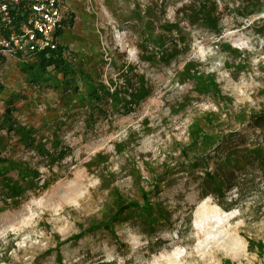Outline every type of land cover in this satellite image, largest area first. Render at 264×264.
<instances>
[{
  "label": "rangeland",
  "instance_id": "rangeland-1",
  "mask_svg": "<svg viewBox=\"0 0 264 264\" xmlns=\"http://www.w3.org/2000/svg\"><path fill=\"white\" fill-rule=\"evenodd\" d=\"M64 2L73 74L0 65V264H264V0Z\"/></svg>",
  "mask_w": 264,
  "mask_h": 264
},
{
  "label": "built area",
  "instance_id": "built-area-1",
  "mask_svg": "<svg viewBox=\"0 0 264 264\" xmlns=\"http://www.w3.org/2000/svg\"><path fill=\"white\" fill-rule=\"evenodd\" d=\"M67 10L64 0H0V60L55 51Z\"/></svg>",
  "mask_w": 264,
  "mask_h": 264
},
{
  "label": "trees",
  "instance_id": "trees-1",
  "mask_svg": "<svg viewBox=\"0 0 264 264\" xmlns=\"http://www.w3.org/2000/svg\"><path fill=\"white\" fill-rule=\"evenodd\" d=\"M63 51H64V48H63V45L61 44V45H59V47L55 51H44L41 53H33V54L26 56L25 58L20 59L19 61H15V62H16V64L23 65V64H28L29 62L32 61V62H35V64L33 66L31 65V69L35 68V70H38V71L43 72V73H47L48 70L51 69V70L55 71L57 76H59L61 73H62V76L69 74V73L73 74V72H71L72 69H71L70 64L66 62L67 60H66V57L64 56ZM6 63H8L6 60H4V59L0 60V65L6 64ZM187 66H185V68ZM197 77H198V79L203 78L198 73H197ZM208 89H210V88H208ZM10 114H11V110L5 108L4 116L7 117V116H10ZM261 118H262L261 115H259L257 117V119L259 121H261ZM255 123L257 126L261 125L259 122H255ZM1 130H2V128L0 126V131ZM1 173H2V170L0 168V176H1ZM0 179H1V177H0ZM206 181L208 182V185H210V187H211V185H212V187L217 186L219 191H220V194L223 193L224 182L217 174L216 175L207 174L206 175ZM5 182L6 181H4L2 179L0 181V198L4 201V203L8 202V201H10L11 203L12 202L15 203L18 199L21 198V196L25 192V189L17 183L8 184ZM160 207H161V205L157 206L155 209L160 208ZM156 212L158 213L159 218H160V216L166 217V211L157 210Z\"/></svg>",
  "mask_w": 264,
  "mask_h": 264
}]
</instances>
